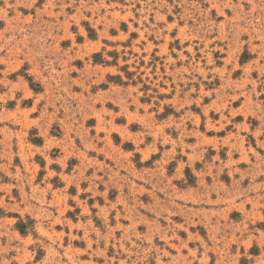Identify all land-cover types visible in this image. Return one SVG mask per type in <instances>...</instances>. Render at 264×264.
Returning a JSON list of instances; mask_svg holds the SVG:
<instances>
[{
	"label": "rangeland",
	"instance_id": "obj_1",
	"mask_svg": "<svg viewBox=\"0 0 264 264\" xmlns=\"http://www.w3.org/2000/svg\"><path fill=\"white\" fill-rule=\"evenodd\" d=\"M0 264H264V0H0Z\"/></svg>",
	"mask_w": 264,
	"mask_h": 264
},
{
	"label": "trees",
	"instance_id": "obj_2",
	"mask_svg": "<svg viewBox=\"0 0 264 264\" xmlns=\"http://www.w3.org/2000/svg\"><path fill=\"white\" fill-rule=\"evenodd\" d=\"M23 226H24V225H23L22 223H20V225L18 226V228H19V230H20V232H21L22 234H24V232H25V229H24Z\"/></svg>",
	"mask_w": 264,
	"mask_h": 264
}]
</instances>
